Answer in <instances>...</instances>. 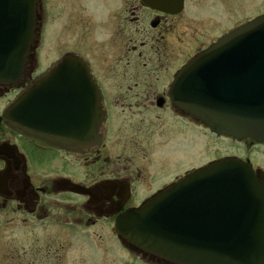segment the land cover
I'll return each instance as SVG.
<instances>
[{"label": "flooded vegetation", "instance_id": "1", "mask_svg": "<svg viewBox=\"0 0 264 264\" xmlns=\"http://www.w3.org/2000/svg\"><path fill=\"white\" fill-rule=\"evenodd\" d=\"M204 2L182 0L180 8L179 0H150V4L144 0H88V69L95 83L91 90L96 92L94 97L99 101L104 119L98 126V142L84 147L63 145L29 134L4 117L22 93L73 53L63 54L49 70L48 67L41 69L46 59L39 50L49 35L50 16L46 0L37 2V49L29 55L21 82L0 84V213L10 212L2 216L0 224L7 226L21 217V226L26 228L28 216L45 221L60 217L55 212L64 211L65 223L71 228L81 227L88 232V226L111 221L118 236L119 218L135 208L148 206L146 212L152 220L183 219L180 213L188 201L184 181L218 160L233 157L264 170L260 157L255 154V148H262L264 144L219 136L202 120L179 107L172 95L178 90L174 83L183 67L220 36L236 28V24L230 26V22L220 21L216 5L212 4L210 9L209 4L203 9ZM66 13L64 10L63 29L68 20ZM223 23L229 24L223 26ZM222 27L229 28L219 34ZM195 42L200 44L188 56L186 45ZM126 43L129 46L125 51ZM62 99L66 100L65 96ZM188 131L202 136L203 142L205 136L231 141L235 148L228 147L235 150L221 153L208 149L212 157L205 161L206 148L201 151L195 148L189 153ZM117 140L124 142L121 148L126 154L115 157L112 143ZM173 155L181 156L183 169L176 170L172 163L173 171L170 168L166 173L167 157ZM77 156L83 165H76ZM133 156L142 159L135 166L126 164L127 160L121 166L117 163L122 158L131 160ZM201 158L203 162L188 167L189 159ZM34 166L43 172L39 170L41 173L36 175ZM71 215L74 218L70 219ZM127 248L145 264H182L151 252Z\"/></svg>", "mask_w": 264, "mask_h": 264}, {"label": "water", "instance_id": "2", "mask_svg": "<svg viewBox=\"0 0 264 264\" xmlns=\"http://www.w3.org/2000/svg\"><path fill=\"white\" fill-rule=\"evenodd\" d=\"M36 1L0 0V83L22 81L30 61L26 55L38 38ZM94 86L87 63L68 56L14 102L5 118L61 144L90 146L104 119L96 92L89 89ZM174 86L175 103L214 132L264 142V14L197 55ZM63 95L71 100L65 108L58 104ZM184 185L183 219H149L148 206L130 210L117 225L123 243L183 264H264L261 170L226 158L189 176Z\"/></svg>", "mask_w": 264, "mask_h": 264}, {"label": "rangeland", "instance_id": "3", "mask_svg": "<svg viewBox=\"0 0 264 264\" xmlns=\"http://www.w3.org/2000/svg\"><path fill=\"white\" fill-rule=\"evenodd\" d=\"M204 1L203 9L209 4L207 8L210 9L213 5H216V15H219L220 21H228L232 24L230 26L236 24V28L244 24L247 19L254 18V16L264 12V0H226V3H228L226 5H224L225 0ZM46 3L48 15L50 16L47 26L49 35L46 43L39 50L41 57L43 55V58L46 59L45 62H42L41 69L48 67L49 70L57 62L56 60L68 51L80 54L88 60V0H46ZM64 10L67 12L68 20L66 21V27L63 29ZM228 24L223 23V26ZM228 28L222 27L219 34L227 31ZM126 33L130 32L126 30ZM199 44L200 42L187 43L185 53L188 56L193 55ZM128 46L127 43L124 45L125 51ZM49 54L53 57H49ZM47 58H49L48 62ZM197 136L201 139V142L196 141ZM188 138L189 153L195 148L199 151L206 148L205 155L203 154L205 161H207V158L212 157V155H208V152L211 153L209 150L226 153V151L232 150L228 147L229 145L235 148L234 145H231V141V143L224 140L218 141L217 139H210V137L208 139L207 136H205L203 142L202 136L191 131H188ZM112 144L115 157L118 154H126L125 152L122 153L124 149L121 148L124 144L123 141L117 140ZM118 146L120 150H117ZM255 154L258 155V158L260 157L264 166V157H261L264 154V147L255 148ZM77 158L79 156L76 157V165H83L84 162L78 161ZM126 160L129 161L126 164H134L133 166H135L137 161L142 159L133 156L131 160L122 158L117 163L121 166L125 164ZM134 161L135 163H133ZM166 161V173L167 170L170 171L172 163L175 164L176 170L183 169V160L179 155L167 157ZM203 161V158L189 159L188 167L195 166ZM258 163L260 164L259 161ZM110 165L112 166V163ZM46 166L47 164H45ZM34 169L36 175L43 172L41 168L36 166H34ZM171 170L173 171V168ZM6 213L10 212L0 213V219ZM55 213H60L61 216L45 221H37L35 218L28 216V222L25 224L27 225L26 228L21 226V217L14 219L10 225L0 224V264H130V262L145 264L138 256L134 257L124 249L113 231L111 221H100L96 225L88 226L87 232L83 228L81 230V227L71 228L72 226H68L65 223L64 211ZM10 217L15 218L16 216L10 215ZM69 218L72 219L74 216L71 215Z\"/></svg>", "mask_w": 264, "mask_h": 264}]
</instances>
